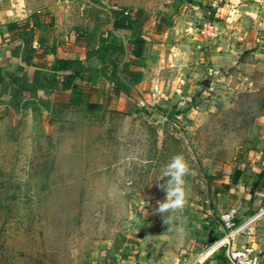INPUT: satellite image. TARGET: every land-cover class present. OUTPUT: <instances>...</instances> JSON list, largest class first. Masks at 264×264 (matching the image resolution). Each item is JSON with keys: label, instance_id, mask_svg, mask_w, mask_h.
Wrapping results in <instances>:
<instances>
[{"label": "rangeland", "instance_id": "1", "mask_svg": "<svg viewBox=\"0 0 264 264\" xmlns=\"http://www.w3.org/2000/svg\"><path fill=\"white\" fill-rule=\"evenodd\" d=\"M196 1L140 19L131 114L95 59L85 77L96 110H67L64 97L53 114L41 103L0 109V264H115L138 257L151 233L164 237L150 244L181 248V261L183 248L207 247L200 222L222 226L217 190L264 137V1ZM205 20L215 42L201 36ZM135 33L112 39L125 45ZM177 154L193 172L188 202L161 214L167 178L158 179Z\"/></svg>", "mask_w": 264, "mask_h": 264}, {"label": "crops", "instance_id": "2", "mask_svg": "<svg viewBox=\"0 0 264 264\" xmlns=\"http://www.w3.org/2000/svg\"><path fill=\"white\" fill-rule=\"evenodd\" d=\"M181 2L183 0H24V3L23 0H1L0 77H18L23 83L38 85L45 73L44 70L51 69L62 52L75 54L85 63L87 54L85 46L88 45L89 52H92L105 42L103 36L107 27L112 24L114 14L127 12L128 18L132 19L137 26L141 22L140 19L144 17L143 15L148 17L147 22L152 21L153 15L157 13L169 12L171 8H177L178 5L182 7ZM194 2L197 1L194 0ZM34 3L37 6L31 7L30 4ZM36 14H40L42 17L38 23L39 28L34 34L33 48L43 50L44 57L35 60L33 53H29L30 63L26 64L22 61V57L27 55V51L21 41L10 40L8 25L14 22L30 23ZM167 18L170 17L167 16ZM50 22L53 24L51 28L49 27ZM136 29L137 27L130 32L135 33ZM119 31L126 32L128 30H111L109 41L112 40V35ZM87 36L91 38L90 42L85 40ZM92 59L97 61L95 57H91L89 60ZM7 102L8 94L1 91L0 85V109L3 107L12 109ZM31 102L37 106L40 103L36 100H31ZM258 139L261 141L258 148L247 152L244 163L237 168L240 172L236 181L226 182L224 186L218 188L215 200L218 217L230 208H237L241 221L253 211L264 206V137H258ZM202 226L209 227L208 234L211 233L213 239L224 232L223 226L217 224L209 216L200 222L199 227ZM163 237V234H149L147 242L141 244L143 248L138 250V257L122 259L123 264H183L179 256L181 248H160V244L159 247L150 244L152 239L159 241ZM245 245H249L255 250L254 264H264V220L257 223L252 238L237 239L234 247L241 248ZM202 249L183 248L184 252L187 251L185 258L188 259L193 252ZM203 264L231 263L226 258L225 251L219 250Z\"/></svg>", "mask_w": 264, "mask_h": 264}, {"label": "trees", "instance_id": "3", "mask_svg": "<svg viewBox=\"0 0 264 264\" xmlns=\"http://www.w3.org/2000/svg\"><path fill=\"white\" fill-rule=\"evenodd\" d=\"M42 17L36 14L32 17L31 22H14L8 25V33L11 41H21L26 52V56L22 57V61L26 64L30 63L28 54L33 53L35 60H40L44 57V52L41 49L33 48L35 41L34 34L39 28V21ZM52 22L49 27H52ZM136 24L128 16H124L123 12L116 13L113 16V22L107 27L103 36L105 42L102 43L96 50L89 52V46L86 48V62L95 57L103 67L102 72L107 79L121 93L126 96L127 104L124 106L123 114H131V106L129 103L134 102L131 95V83L137 73L129 71V66H137L138 60L143 55V49L146 41L138 34L133 35V40H128L125 45L118 41L110 40L111 30H128L134 31ZM52 37V36H50ZM87 42H90L89 36L85 37ZM129 55V56H128ZM127 56L122 63V67L118 63L123 57ZM126 58V57H125ZM130 58V59H128ZM85 62V63H86ZM82 62L75 54L70 52H62L59 54L51 71L44 73L38 85H30L23 83L18 77L1 78V91L8 94V105L19 113L25 103L34 104L31 100H36L48 108V114H53L59 107L57 98H65L67 110H88L94 111L98 105L95 104L94 96L96 89L90 85L89 78L85 77L86 64ZM205 245H208L207 240ZM119 248V244L115 246ZM119 250V249H117Z\"/></svg>", "mask_w": 264, "mask_h": 264}, {"label": "built area", "instance_id": "4", "mask_svg": "<svg viewBox=\"0 0 264 264\" xmlns=\"http://www.w3.org/2000/svg\"><path fill=\"white\" fill-rule=\"evenodd\" d=\"M252 1L259 3L264 0ZM123 14L124 16H128L127 12H123ZM200 32L205 40L211 42H215L219 36L217 25L210 20H205L202 23ZM219 218L224 230L223 235L215 239L211 245H207L206 248H203L198 253L191 254L188 259L183 261V264H203L219 250L225 251L226 258L231 264H254V248L249 245L237 248L234 247V244L237 239H248L254 236L257 223L264 218V206L253 211V213L246 216L243 221H240L239 210L237 208H230L223 212ZM115 264H123L122 258H119Z\"/></svg>", "mask_w": 264, "mask_h": 264}, {"label": "clouds", "instance_id": "5", "mask_svg": "<svg viewBox=\"0 0 264 264\" xmlns=\"http://www.w3.org/2000/svg\"><path fill=\"white\" fill-rule=\"evenodd\" d=\"M192 169L182 154L174 155L170 161L162 168L161 178L166 179V183L160 185L165 192L163 202L158 201L157 212L161 214L182 210L187 204L185 189V177L192 175ZM166 223V220L164 221Z\"/></svg>", "mask_w": 264, "mask_h": 264}, {"label": "water", "instance_id": "6", "mask_svg": "<svg viewBox=\"0 0 264 264\" xmlns=\"http://www.w3.org/2000/svg\"><path fill=\"white\" fill-rule=\"evenodd\" d=\"M203 85L209 86L207 82H203ZM214 241H215V239H213L211 236V233H209L208 234V241H207L208 245H211Z\"/></svg>", "mask_w": 264, "mask_h": 264}]
</instances>
